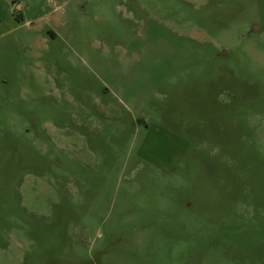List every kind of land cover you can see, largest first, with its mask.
I'll list each match as a JSON object with an SVG mask.
<instances>
[{
	"label": "rangeland",
	"instance_id": "374dc122",
	"mask_svg": "<svg viewBox=\"0 0 264 264\" xmlns=\"http://www.w3.org/2000/svg\"><path fill=\"white\" fill-rule=\"evenodd\" d=\"M0 264H264V0H0Z\"/></svg>",
	"mask_w": 264,
	"mask_h": 264
}]
</instances>
